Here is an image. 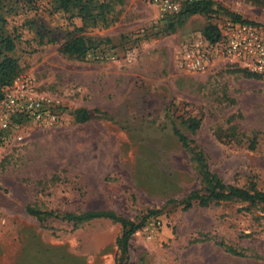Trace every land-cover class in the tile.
<instances>
[{
    "label": "rangeland",
    "instance_id": "rangeland-1",
    "mask_svg": "<svg viewBox=\"0 0 264 264\" xmlns=\"http://www.w3.org/2000/svg\"><path fill=\"white\" fill-rule=\"evenodd\" d=\"M210 1L209 16L195 14L167 30L143 0H122L114 5L116 22L83 33L76 32L80 21L52 10L50 0L2 1L4 31L15 36V80L57 100L63 120L0 144V264H113L117 223L39 224L23 208L111 210L138 221L145 210L178 201L198 181L172 122L227 185L264 191V75L243 77L227 65L184 73L173 61L176 45L207 22L235 15L264 24L258 0ZM78 35L99 43L81 60L60 54V44ZM77 109L91 120L75 123ZM189 118L200 119L193 135L183 125ZM229 125L246 138L255 134L253 147L245 138L219 142L213 130ZM259 215L235 201L187 210L172 204L131 237L127 264H264Z\"/></svg>",
    "mask_w": 264,
    "mask_h": 264
},
{
    "label": "trees",
    "instance_id": "trees-1",
    "mask_svg": "<svg viewBox=\"0 0 264 264\" xmlns=\"http://www.w3.org/2000/svg\"><path fill=\"white\" fill-rule=\"evenodd\" d=\"M3 0H0V7ZM30 3L31 0H24ZM122 0H50L51 9L60 11L68 15L71 19L75 17L80 21V27L76 32L83 33L87 29L96 27H108L117 21V11L114 10V5H119ZM259 3L264 4V0H258ZM182 11L173 15L165 16L162 19L167 23V30L173 29L174 26H179L183 21L195 14L209 16L213 10L211 8L210 0H198L184 6ZM231 16V17H230ZM227 16L235 21L252 22L249 20H242L238 16ZM5 20L0 13V97L1 90L5 86L13 83L20 72L19 64L11 55L14 48V37L4 31ZM217 23L207 22L200 30V34L208 42H212L218 38ZM102 43H109L107 38L101 40ZM99 40H89L83 35L69 36L59 46L60 54L72 57L74 59H83L87 52H92ZM234 73H239L243 77H258L259 75L233 69ZM63 111V107H61ZM75 123H86L91 120V114L82 109H77L71 112ZM200 119L189 118L183 121L185 129L193 135L199 127ZM171 131L175 137V141L179 148L186 155L188 162L191 163L196 179L198 181V188L195 191L187 193L178 201L167 199L158 208H151L145 210V213L138 219V221H130L123 216L114 213L111 210H94L84 211L80 213L58 212L54 210H38L31 206H25L23 211L25 215L34 218L39 224L48 218L58 219L62 221L71 222L74 228L85 223L94 221V219H108L111 222L117 223L120 226V233L115 238V255L113 257V264H127L128 256V242L131 237L139 231L149 218L159 216L162 211H167L172 204L181 206V209L187 210L192 205L205 206L209 203L229 202L235 201L243 203L246 206H254L258 209L259 215L264 219V191L259 190L253 183L248 184L247 187H235L227 185L217 174L209 169L206 163L203 152L193 145L192 140L183 134L176 125L172 122ZM214 137L219 142H233L238 143L243 138L247 139V148L251 149L254 145L255 134L246 138L245 135L235 126L229 125L225 128L216 127L213 130ZM231 254V250L227 249Z\"/></svg>",
    "mask_w": 264,
    "mask_h": 264
},
{
    "label": "built area",
    "instance_id": "built-area-1",
    "mask_svg": "<svg viewBox=\"0 0 264 264\" xmlns=\"http://www.w3.org/2000/svg\"><path fill=\"white\" fill-rule=\"evenodd\" d=\"M158 18L181 12L198 0H143ZM218 26V38L208 42L194 34L176 45L173 61L184 73L203 72L217 65L264 75V24L240 22L225 17ZM88 56V55H86ZM57 100L34 92L27 81L14 80L1 90L0 144L19 143L28 127L48 128L62 124Z\"/></svg>",
    "mask_w": 264,
    "mask_h": 264
}]
</instances>
